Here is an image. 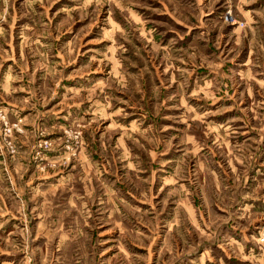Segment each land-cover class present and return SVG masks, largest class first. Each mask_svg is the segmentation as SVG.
<instances>
[{
    "label": "rangeland",
    "instance_id": "374dc122",
    "mask_svg": "<svg viewBox=\"0 0 264 264\" xmlns=\"http://www.w3.org/2000/svg\"><path fill=\"white\" fill-rule=\"evenodd\" d=\"M0 264H264V0H0Z\"/></svg>",
    "mask_w": 264,
    "mask_h": 264
}]
</instances>
